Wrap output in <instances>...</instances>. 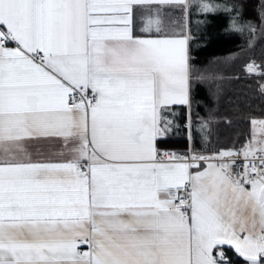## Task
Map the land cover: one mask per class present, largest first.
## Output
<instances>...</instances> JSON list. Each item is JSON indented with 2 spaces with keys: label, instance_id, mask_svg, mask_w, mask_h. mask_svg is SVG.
<instances>
[{
  "label": "snow or ice",
  "instance_id": "6c2138e0",
  "mask_svg": "<svg viewBox=\"0 0 264 264\" xmlns=\"http://www.w3.org/2000/svg\"><path fill=\"white\" fill-rule=\"evenodd\" d=\"M195 6L249 49L264 40V0L251 18L245 0ZM190 7L0 0V264H234L225 245L264 264V119L239 149L195 148L190 37L167 11ZM174 104L189 107L183 155L157 146ZM197 131L208 142L210 121ZM44 142L59 155L34 157Z\"/></svg>",
  "mask_w": 264,
  "mask_h": 264
},
{
  "label": "trees",
  "instance_id": "16d2710c",
  "mask_svg": "<svg viewBox=\"0 0 264 264\" xmlns=\"http://www.w3.org/2000/svg\"><path fill=\"white\" fill-rule=\"evenodd\" d=\"M245 2V14L251 18L259 0ZM173 11L176 30L179 31L180 27H185V16L179 10ZM190 13V65L192 81L199 86L195 91L198 93L196 98L200 99L196 102L197 106H191L190 113L192 130L196 136L195 148L202 150L204 155L221 148L239 149L251 138V121L264 119V91L260 88L264 84V70L249 73L245 68L252 61L257 66L264 62V40L258 38L254 49H249L247 36L224 31L225 19L222 14H205L197 8L192 9V6ZM220 58L226 60V64L221 67L220 73L213 72L214 62ZM202 76L206 79L201 80ZM206 84H219L220 88L207 90ZM169 111L174 113L175 130L163 139H158L157 146L175 152L186 151L189 148V110L186 107H168L162 116L165 117ZM204 119L210 121L212 131L206 143H202L197 131V125ZM225 250L233 258L234 264L241 259L232 250Z\"/></svg>",
  "mask_w": 264,
  "mask_h": 264
},
{
  "label": "crops",
  "instance_id": "0c3cea01",
  "mask_svg": "<svg viewBox=\"0 0 264 264\" xmlns=\"http://www.w3.org/2000/svg\"><path fill=\"white\" fill-rule=\"evenodd\" d=\"M189 3L190 5L192 6V9L194 8H197L195 5L197 4V0H189ZM198 9V8H197ZM174 9L172 8H168L167 11L169 12V14L172 16L173 20L175 18L174 16ZM217 16H220L221 14H215ZM185 31L187 32V34L189 35V32H188V17L185 18ZM190 63V61H189ZM226 64V60L224 59H219V60H216L212 66L213 68V72H216V73H220L221 71V67H224ZM197 70V69H196ZM193 84V88L190 92V101H191V106L195 107L197 106L198 104L196 103L197 101L199 102L200 99H197L196 97L198 96V93L195 92L196 89L199 87L198 84L196 83H192ZM203 85V84H202ZM205 85V84H204ZM203 85V86H204ZM207 90H215V89H219L220 88V85L219 84H206V87H205ZM195 98V100H194ZM194 100V101H193ZM169 107H186L188 110H189V107L187 105H178V104H174V105H170ZM165 117L170 120L172 123H171V130L168 132V134H170L173 130H175V125H174V113L172 111H169L165 114ZM188 125V124H187ZM188 128V127H187ZM167 134V135H168ZM164 137H160L158 139H163ZM161 149V148H160ZM31 152L33 154V156H44V157H56L59 155L60 153V148L57 147V146H54L48 142H44L43 144L41 145H36V146H33L31 149ZM161 150H166V149H161ZM79 247V250L80 251H86L87 250V245L86 244H80L78 245ZM224 249H230L229 246L225 245L224 246ZM234 252V250H232ZM242 259V258H241Z\"/></svg>",
  "mask_w": 264,
  "mask_h": 264
},
{
  "label": "built area",
  "instance_id": "2783aa9c",
  "mask_svg": "<svg viewBox=\"0 0 264 264\" xmlns=\"http://www.w3.org/2000/svg\"><path fill=\"white\" fill-rule=\"evenodd\" d=\"M168 151H170V150H168ZM177 153L183 155L185 152H177ZM237 163H239V161Z\"/></svg>",
  "mask_w": 264,
  "mask_h": 264
},
{
  "label": "rangeland",
  "instance_id": "374dc122",
  "mask_svg": "<svg viewBox=\"0 0 264 264\" xmlns=\"http://www.w3.org/2000/svg\"><path fill=\"white\" fill-rule=\"evenodd\" d=\"M193 82V81H192Z\"/></svg>",
  "mask_w": 264,
  "mask_h": 264
}]
</instances>
